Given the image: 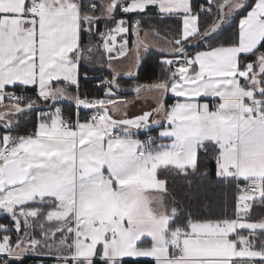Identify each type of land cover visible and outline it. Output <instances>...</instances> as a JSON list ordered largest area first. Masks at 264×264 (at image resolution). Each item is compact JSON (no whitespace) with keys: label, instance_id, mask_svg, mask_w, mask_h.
Segmentation results:
<instances>
[{"label":"snow or ice","instance_id":"6c2138e0","mask_svg":"<svg viewBox=\"0 0 264 264\" xmlns=\"http://www.w3.org/2000/svg\"><path fill=\"white\" fill-rule=\"evenodd\" d=\"M150 7L161 19L180 15L178 38L168 40L169 55L177 58L161 61L168 66L164 79L133 87L136 99L155 93V106L117 119L112 113L119 105L110 97L118 70L105 82V99L79 95L78 66L92 52L83 35L98 30L102 19L115 23L100 34L112 67L129 55L127 39L115 48L117 35L123 39L131 29L139 37L141 27L139 19L116 20V11L139 15ZM236 16L228 41L213 44L221 25ZM149 34L160 35L155 28ZM192 41L206 49L188 55L185 45ZM133 46L138 67L139 49L148 45L138 40ZM262 49L264 0H204L198 8L192 0H0V213L11 216L17 233L15 244L9 235L0 238V254L54 256V264H141V258H150L148 264H264V217L251 219L254 206L264 207ZM9 86L32 87L36 95ZM169 92L176 98L171 105ZM204 97L216 102L201 103ZM66 98L93 115L66 119L57 106ZM41 101L54 110L38 108ZM29 111H37L34 131L12 135V118ZM154 129L156 136L138 138L140 130ZM201 154L214 160L217 178L235 182L233 217H182L175 199L167 202L161 172L196 173ZM0 231L8 229L0 224Z\"/></svg>","mask_w":264,"mask_h":264},{"label":"trees","instance_id":"16d2710c","mask_svg":"<svg viewBox=\"0 0 264 264\" xmlns=\"http://www.w3.org/2000/svg\"><path fill=\"white\" fill-rule=\"evenodd\" d=\"M197 3L196 7L204 1L195 0L194 4ZM245 13H242L243 15ZM152 16L157 18V23L154 27L159 31L160 36L171 40L174 37L178 38V33L181 30L182 22L180 16H165L161 19L160 16H154L153 13L144 12L139 14L138 16ZM136 14L122 15L118 14L117 18H125L126 20L133 21ZM241 16H236L234 19L230 20L228 24L221 25L222 28L219 29L215 39L212 41L213 44H218L220 42H227L230 38L233 31L238 26V20ZM204 17L201 18V22H203ZM111 27H113L114 22H111ZM98 30L95 28L96 34L103 27H99ZM231 28V29H230ZM128 46L131 47L133 45V41L135 38V34H132L131 29L129 33L126 34ZM94 40L93 35H83V46L89 47ZM206 45L194 46L186 50L187 53L193 56L195 50H205ZM264 51V49H262ZM162 55L161 52L150 48L146 51V54L143 58H140V66L138 70H136L134 77L117 78L118 87L123 90H116L117 96L131 98L135 95L133 92V85L142 84L149 85L155 83L159 80L164 79L169 73L167 71L168 67L164 66V64L159 62V58ZM254 59V58H253ZM97 62L96 56L92 54L89 56L88 60H82L79 64V95L81 98H93L99 99L103 97V94L100 93V86L94 81L91 77L103 73L108 75V73L102 72L100 69H92L90 67H95ZM174 68H172L173 70ZM90 77L88 80H84V77ZM112 79V77H110ZM132 84V85H130ZM16 91L26 94V96L35 97V90L31 87L27 89H22L21 87H17L15 89H9V91ZM73 95L76 94V89L74 87L71 89ZM166 102L168 105L172 103L171 97H166ZM8 103H10L8 101ZM51 103V102H49ZM57 106H59L64 113V116L67 118L71 117L72 120L75 118V106L74 100L70 98H66L60 102H58ZM38 108L48 109L44 106V102H39ZM91 109H80L79 116L80 118L85 117ZM13 131L12 135H27L34 131L36 123H37V111H29L24 115H20L18 117H13ZM156 129L150 131L149 133L152 136H155ZM4 134L3 124L0 123V136ZM143 136L144 133L142 132ZM160 178L166 179L167 181V202L171 206L173 199H175L176 206L180 210V214L182 217H187L188 213L191 212L194 217L200 219H221L224 218L225 215L229 217H233V197L235 190L233 189L235 182L229 183L228 181L221 180L216 176V165L211 156H204L201 154L200 156V168L196 173H190L185 176L183 174H177L175 172H161ZM264 217V207L259 206L257 204L251 209V219L253 221L259 220ZM0 224L4 225L8 231L3 232L0 231V238L3 235H9L12 239V243L15 244L17 239V233L15 231L14 221L12 220L9 214L0 215ZM11 231V232H10ZM247 234L246 232L244 233ZM34 235L36 238H39V228L35 229ZM4 260H8L9 264H52L54 262V256L48 255H38L35 253H31L29 256H24L19 260L10 259L6 256L0 258V264ZM149 260H141V264H148Z\"/></svg>","mask_w":264,"mask_h":264},{"label":"rangeland","instance_id":"374dc122","mask_svg":"<svg viewBox=\"0 0 264 264\" xmlns=\"http://www.w3.org/2000/svg\"><path fill=\"white\" fill-rule=\"evenodd\" d=\"M97 3L98 4H104V3H106V0H97ZM118 14H122V13H120V11L119 10H117L116 11V13H115V17H117L118 16ZM246 14V13H245ZM96 15L97 16H99L100 15V11H99V9L97 10V12H96ZM122 19V18H121ZM134 20H137V19H139V20H141V27H140V35H139V37H140V39L141 40H143L144 42H145V44H147L148 46H150V47H152L154 50H158V49H164V48H170L171 47V45H169L168 44V40L169 39H165V38H163V37H161L160 35L159 36H157V35H152V34H149V35H145V32L146 31H148L150 28H152V27H154V25L157 23V18H155V17H152V16H143V17H141V16H136V17H134L133 18ZM240 19V18H239ZM118 20H120V19H118ZM133 20V21H134ZM112 21H106V20H100L99 21V23H98V25L100 24H102L103 26H105V25H107V24H110ZM229 23V21L227 22V23H225V24H228ZM238 23H239V20H238ZM108 26V25H107ZM114 27H115V24H114ZM114 27H111V28H114ZM182 28V27H181ZM222 28V27H221ZM108 29H110V26L109 27H103L102 28V30L100 31V32H98L97 34H96V32H95V28L93 29V31H92V33L91 34H89V33H87V32H85V34L86 35H93L94 36V40H92L91 39V41H92V43L90 44V46L89 47H91L92 48V52L91 53H86V56L88 57L87 59H85V60H88L89 59V56L90 55H92V54H94L95 56H96V58H97V60H102L103 61V64H99L98 66L101 68L100 70L102 71V72H105V73H108L109 74V76L110 77H112L114 74H115V72H114V70H118L119 72H120V75H119V77L118 78H120V77H124V78H127V77H129V76H127V75H125V73L126 72H128V71H134V73L136 72V68H137V66H136V64H135V60H136V50H135V47L132 45L131 47H129L128 46V50H129V55L126 57V58H120V59H118V60H114V61H112L111 63H112V67H109V60H108V53L106 52V51H104V49H103V43H104V40L101 38V33H105V34H107V31H108ZM231 29V28H230ZM137 36L135 35V38H136ZM134 38V39H135ZM122 37H121V35L120 34H118L117 35V39H116V44H115V48H117V50L119 49V47H120V45L119 44H121L122 42ZM134 42V41H133ZM193 43V41L190 43V44H192ZM190 44H188V45H190ZM97 46H99V47H97ZM84 47H86L87 48V46H84ZM140 50V49H139ZM199 51H203V50H199ZM106 52V53H105ZM196 52H198V50H195L194 51V54H193V56L195 55V53ZM97 53V54H96ZM118 54V52L116 51V52H114V53H112L111 55H113V56H116ZM142 56H141V54H140V58H141ZM169 57H162V60H164V59H168ZM104 59V60H103ZM130 85H132V84H130ZM133 86H135V85H133ZM114 87V86H113ZM114 89H116V90H119L118 88H117V86H115L114 87ZM156 94L155 93H152V94H149V93H144V94H142L141 95V97L140 98H150L152 101H153V103H155L156 104V101H155V99H153V97L155 96ZM168 95L169 96H173V94L172 93H168L167 94V97H168ZM171 96V97H172ZM118 98H120L119 96H115V98L113 97V98H111V99H113V100H115L116 102H117V104H119L120 106H123V104H125V103H121L120 101H119V99ZM9 104V103H8ZM79 113V112H78ZM89 114V113H88ZM87 114V115H88ZM142 114V113H141ZM75 115H76V113H75ZM86 115V116H87ZM140 115V114H139ZM68 118V117H67ZM75 119V118H74ZM84 120V119H83ZM140 131H142V130H140ZM233 189L235 190V192H234V197H233V207H234V209H233V212H234V210H235V202H236V196L238 195V193H237V191H236V184H234V187H233ZM157 195H159V193H157ZM166 200H167V196H166ZM234 214V213H233ZM16 231V230H15ZM11 232V231H10ZM22 234V233H21ZM45 251H47L46 249H45ZM4 255H2V254H0V258L1 257H3ZM52 264H54V262H52Z\"/></svg>","mask_w":264,"mask_h":264},{"label":"crops","instance_id":"0c3cea01","mask_svg":"<svg viewBox=\"0 0 264 264\" xmlns=\"http://www.w3.org/2000/svg\"><path fill=\"white\" fill-rule=\"evenodd\" d=\"M194 1L195 0H192V3L194 4ZM200 1H204V0H200ZM195 6L197 5V3H195L194 4ZM200 5H198L197 6V8L199 7ZM146 12H150V13H153L154 14V16H160V14H159V12H158V9H156V8H154V7H150V8H148L147 10H146ZM131 14V13H130ZM120 15V14H119ZM122 15H124V16H126V15H129V14H122ZM171 16H180V15H171ZM122 18V17H121ZM121 18H117L116 20H118V19H121ZM181 18V17H180ZM123 19H125V18H123ZM126 20V19H125ZM181 22H182V19H181ZM111 24L112 23H110V24H107V25H105V26H103L102 24L99 26V27H109V26H111ZM115 24V23H114ZM113 27H114V25H113ZM102 29H100V31H101ZM99 31V32H100ZM103 31V30H102ZM124 39H127V36H126V34H124V37H123V39H122V43L124 42ZM120 45V44H119ZM127 47H128V44H127ZM152 48V47H151ZM104 49V48H103ZM117 49V48H116ZM170 50H171V47L170 48H164V49H158L157 51H159V52H161L162 53V55L160 56V58H159V62L161 63V61H162V57L164 58V57H170V55H169V52H170ZM105 51V50H104ZM114 52H116V51H113V53ZM106 53V52H105ZM139 53L141 54V58H143L144 56H145V54H146V51L144 50V48H140V50H139ZM97 54V53H96ZM118 55V54H117ZM116 55V56H117ZM91 56V55H90ZM97 59V58H96ZM169 59V58H168ZM104 60V59H103ZM99 64H103V61L102 60H97V62H96V65H95V67H90V68H92L93 70L94 69H101L98 65ZM164 66H166V67H168L166 64H164ZM174 68V67H173ZM175 69L176 68H174L173 69V71H175ZM78 72H79V76H80V71H79V66H78ZM133 73H134V71H133ZM114 87L116 86V85H113ZM32 88V87H31ZM119 90H123V89H121V88H119V87H117ZM9 89H12V87L11 86H9L8 88H7V91H9ZM109 90V89H108ZM108 90H106V91H108ZM111 92H112V96L110 97V98H115V96H117V93H116V91L114 90V89H111ZM35 94H36V92H35ZM172 96V95H171ZM171 96H169L168 95V97H171ZM167 97V96H166ZM165 97V98H166ZM106 98V92L103 94V97L102 98H99V99H105ZM172 98V103L171 104H173L174 102H175V99L176 98H174L173 96L171 97ZM119 99V101L121 102V103H125V104H123V106H120L119 104V110L118 111H114L112 114H113V116L115 117V118H124V113L126 112L127 113V117L128 118H132V117H134V116H137V115H139V114H141L143 111H148V110H150V108H152V107H154L155 106V103H153V101L150 99V98H139V99H136V94L133 96V97H131V98H125V97H120V98H118ZM198 99H200V102L201 103H204V102H207V103H209L210 105L211 104H213V103H215L216 102V100L214 99V98H211V97H204V98H198ZM5 104L7 105L8 104V100H5ZM170 104V105H171ZM59 107V106H58ZM0 110H2V109H0ZM49 110H54V109H44V111H49ZM158 118V117H157ZM73 122H75V121H73ZM148 133V134H150L149 132L150 131H145V130H142V131H140L139 132V135L141 134V133ZM158 132H159V129H156V132H155V136L158 134ZM138 135V138H140V136ZM150 135H152V134H150ZM158 143L160 142V141H157ZM3 214H7V213H0V215H3ZM29 255H31V253H27V254H25L24 256H29ZM23 256V257H24ZM141 260H150V258H141Z\"/></svg>","mask_w":264,"mask_h":264},{"label":"built area","instance_id":"2783aa9c","mask_svg":"<svg viewBox=\"0 0 264 264\" xmlns=\"http://www.w3.org/2000/svg\"><path fill=\"white\" fill-rule=\"evenodd\" d=\"M121 13V12H120ZM123 14V13H122ZM188 55H191V54H189V53H187ZM192 56V55H191ZM177 57H174V56H170L169 57V59H176ZM173 67L174 68H176V65H173ZM90 77H88V76H85L84 77V80H88ZM94 81H96V83L98 84V85H101L100 86V93H102V94H104L105 92H106V90H108L109 89V85L107 84V83H105L106 81H110L111 79H110V76H108V75H105V74H103V73H99V74H97V75H95V76H93V77H91ZM74 89H75V87H74ZM16 92V91H15ZM17 94H23V95H26V94H24V93H21V92H16ZM88 99H90V100H94L93 98H88ZM74 106H75V111H76V115H75V119L73 120V121H75L76 120V118H77V114H78V112H79V110L80 109H82L83 107H79V108H77V106H76V104H75V101H74ZM83 109H86V108H83ZM93 112H94V110H92L91 109V112L87 115V116H85V117H83V118H80V116H79V114H78V116H79V119L81 120V121H83V119H86V118H88V117H90L91 115H93ZM66 118V117H65ZM67 119V118H66ZM138 135H139V133H138ZM150 134H148V133H144V135L142 136L141 134L139 135L140 136V139H146L147 138V136H149ZM152 136V135H151ZM241 187H243V185H241Z\"/></svg>","mask_w":264,"mask_h":264},{"label":"water","instance_id":"95a60500","mask_svg":"<svg viewBox=\"0 0 264 264\" xmlns=\"http://www.w3.org/2000/svg\"><path fill=\"white\" fill-rule=\"evenodd\" d=\"M138 40H141L140 39V37H136L135 39H134V42H136V41H138ZM194 46H196V41H193V43L192 44H190V45H185V48H186V50L187 49H189V48H192V47H194ZM151 47L150 46H148V49H150ZM135 50H136V54H137V49L135 48ZM170 56H172V55H170ZM139 66H140V64H139ZM139 66L136 68V70H138V68H139ZM135 74V73H134ZM119 76H117V78H118ZM128 78H131V77H128ZM134 92V91H133ZM115 118V117H114ZM117 119H119V118H117Z\"/></svg>","mask_w":264,"mask_h":264},{"label":"bare ground","instance_id":"6f19581e","mask_svg":"<svg viewBox=\"0 0 264 264\" xmlns=\"http://www.w3.org/2000/svg\"><path fill=\"white\" fill-rule=\"evenodd\" d=\"M90 113V112H89Z\"/></svg>","mask_w":264,"mask_h":264}]
</instances>
